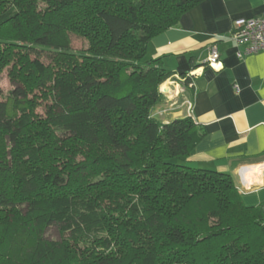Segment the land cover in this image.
<instances>
[{
	"label": "trees",
	"instance_id": "1",
	"mask_svg": "<svg viewBox=\"0 0 264 264\" xmlns=\"http://www.w3.org/2000/svg\"><path fill=\"white\" fill-rule=\"evenodd\" d=\"M41 1L0 0V264H264V202L186 164L203 131L162 118L172 75L146 57L204 0Z\"/></svg>",
	"mask_w": 264,
	"mask_h": 264
},
{
	"label": "crops",
	"instance_id": "2",
	"mask_svg": "<svg viewBox=\"0 0 264 264\" xmlns=\"http://www.w3.org/2000/svg\"><path fill=\"white\" fill-rule=\"evenodd\" d=\"M261 16L264 0H204L152 38L146 53L172 75L161 87L163 119L189 117L203 131L186 164L229 174L249 207L264 202V52L244 54L231 32L234 20ZM211 46L220 58L213 67ZM182 73L191 77L187 87Z\"/></svg>",
	"mask_w": 264,
	"mask_h": 264
},
{
	"label": "built area",
	"instance_id": "3",
	"mask_svg": "<svg viewBox=\"0 0 264 264\" xmlns=\"http://www.w3.org/2000/svg\"><path fill=\"white\" fill-rule=\"evenodd\" d=\"M231 38L235 43L244 47V54L264 52V16L234 20ZM219 59L216 47L211 46L207 60L208 65L211 67L220 65ZM189 108V104H187V110H190Z\"/></svg>",
	"mask_w": 264,
	"mask_h": 264
},
{
	"label": "rangeland",
	"instance_id": "4",
	"mask_svg": "<svg viewBox=\"0 0 264 264\" xmlns=\"http://www.w3.org/2000/svg\"><path fill=\"white\" fill-rule=\"evenodd\" d=\"M38 5H39V10L44 8V4H43V1L41 0H38ZM69 40H70V43H69V46H70V51L73 52L74 54L76 55H80L82 51H84L85 49H87L88 47V43L80 38V37H77L75 35H69ZM47 53H41V56H40V60L45 64H49L51 61H50V58L46 55ZM33 57V56H32ZM18 59V58H17ZM165 82H163L160 86H159V90H161V87L162 85L164 84ZM12 89V85L10 83V76H9V73H8V68H4L3 71L0 73V91H1V97H6L9 90ZM161 92V91H160ZM30 98L31 99H34V97H37L38 99V105L35 106V113H38L40 115H43L44 112H45V102H43L41 99H40V90H37L35 89L34 91H32L31 94H29ZM40 99V100H39ZM165 107V106H164ZM163 107V108H164ZM162 108V109H163ZM170 108H174V107H170ZM161 108H159L157 110V113L159 114L160 113V110H162ZM156 112V110H155ZM159 118L160 115H158ZM163 118V117H162ZM46 236L47 238H50V239H58V235H57V232H56V229L55 228H50L46 231Z\"/></svg>",
	"mask_w": 264,
	"mask_h": 264
},
{
	"label": "bare ground",
	"instance_id": "5",
	"mask_svg": "<svg viewBox=\"0 0 264 264\" xmlns=\"http://www.w3.org/2000/svg\"><path fill=\"white\" fill-rule=\"evenodd\" d=\"M165 86H166V85H165V84H163V87H162V88H165ZM263 166H264V165H263Z\"/></svg>",
	"mask_w": 264,
	"mask_h": 264
},
{
	"label": "water",
	"instance_id": "6",
	"mask_svg": "<svg viewBox=\"0 0 264 264\" xmlns=\"http://www.w3.org/2000/svg\"><path fill=\"white\" fill-rule=\"evenodd\" d=\"M161 92H162V90H161ZM162 93H164V92H162Z\"/></svg>",
	"mask_w": 264,
	"mask_h": 264
}]
</instances>
